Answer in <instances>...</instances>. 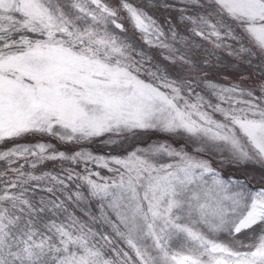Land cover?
Returning <instances> with one entry per match:
<instances>
[{
    "label": "snow or ice",
    "instance_id": "1",
    "mask_svg": "<svg viewBox=\"0 0 264 264\" xmlns=\"http://www.w3.org/2000/svg\"><path fill=\"white\" fill-rule=\"evenodd\" d=\"M6 142L0 264H264V0H0Z\"/></svg>",
    "mask_w": 264,
    "mask_h": 264
},
{
    "label": "trees",
    "instance_id": "2",
    "mask_svg": "<svg viewBox=\"0 0 264 264\" xmlns=\"http://www.w3.org/2000/svg\"><path fill=\"white\" fill-rule=\"evenodd\" d=\"M133 2L134 3H139L140 2V0H133ZM136 39L138 40V36L136 37ZM138 42L139 43H141V41H139L138 40ZM142 44V43H141ZM145 49H146V51L149 53V54H151V55H153L156 59H160L161 57H160V55H159V50L158 49H150V48H148L146 45H142ZM218 79H221V81L222 82H225V83H227L228 81H224L223 80V78L222 77H218ZM238 79V78H237ZM40 138L39 137H27V138H25L24 140H22V141H20V143H24V142H28V143H33V142H37V140H39ZM45 141H49L50 143H52L53 145H55L57 148H59V149H62V150H64L65 149V145L63 146H61V145H59V143H56L54 140H51L50 138H47V137H45V138H43ZM95 145V144H94ZM12 146V142H6V143H1L0 144V150L1 149H5L6 147H11ZM87 147H90V145L88 146L87 145ZM93 148H95V146H93ZM47 166L48 167H50V168H52V164H47ZM41 170H44V171H46V170H48L47 168H45V167H42V168H37V170H36V172H37V174H39L40 173V171ZM241 175V174H240Z\"/></svg>",
    "mask_w": 264,
    "mask_h": 264
},
{
    "label": "rangeland",
    "instance_id": "3",
    "mask_svg": "<svg viewBox=\"0 0 264 264\" xmlns=\"http://www.w3.org/2000/svg\"><path fill=\"white\" fill-rule=\"evenodd\" d=\"M141 43H142V41H141ZM146 46H147V45H146ZM154 138H155V137H153V139H154ZM144 139H148V137L145 136ZM54 141H55V140H54ZM55 142H56V143H59L58 141H55ZM22 143H23V142H22ZM24 143H26V144H32V143H28V142H24ZM33 143H36V142H33ZM0 144H1V143H0ZM59 145L62 146L63 144H60V143H59ZM63 146H64V145H63ZM88 146H89V145H88ZM93 146H95V148H93ZM6 148H8V147H6ZM88 148H90L91 150H94V151H99V150H103V151H105V152L108 151V149L104 148V146L99 145V144H95V145H94V144H90V147H88ZM1 150H4V149H1ZM60 150H62V149H60ZM118 151H120V150L118 149ZM47 164H52V165H53L52 168L48 167ZM5 167H6V165L4 164V162H0V171H3ZM25 167L27 168L28 166L25 165ZM42 167H45V168H47L48 170H52L54 167H58V165H54L53 162L49 161V162H46V163H44V164L38 166V168H42ZM29 170H31V169H29ZM48 170H46V171H48ZM225 171H226V174H227V170H225ZM235 174H236V175H240L241 173H240V172H235Z\"/></svg>",
    "mask_w": 264,
    "mask_h": 264
}]
</instances>
